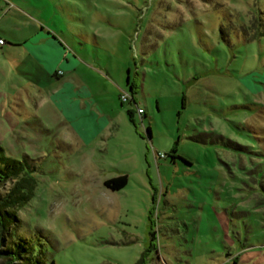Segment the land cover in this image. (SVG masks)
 I'll return each instance as SVG.
<instances>
[{
    "label": "rangeland",
    "instance_id": "374dc122",
    "mask_svg": "<svg viewBox=\"0 0 264 264\" xmlns=\"http://www.w3.org/2000/svg\"><path fill=\"white\" fill-rule=\"evenodd\" d=\"M256 5L264 11V0H0V15H25L0 16L22 39L0 45L11 126L1 123L0 145L32 179L15 244L43 264H264V38L245 40ZM30 20L84 42L87 54L61 59L77 69L58 80L23 53ZM129 76L138 90L122 103ZM57 101L73 124H91L89 139ZM121 175L126 187L105 185Z\"/></svg>",
    "mask_w": 264,
    "mask_h": 264
},
{
    "label": "trees",
    "instance_id": "16d2710c",
    "mask_svg": "<svg viewBox=\"0 0 264 264\" xmlns=\"http://www.w3.org/2000/svg\"><path fill=\"white\" fill-rule=\"evenodd\" d=\"M254 26L256 28L254 29L252 39H249L247 37L248 34L243 31L244 36L247 37V39L245 38L246 41L264 38V11H261V8L257 5L255 7ZM222 34L225 40L228 41V37L224 31ZM76 41L78 46L85 47L84 42H80L77 39ZM127 84L130 87V93L133 95L134 100V93L138 90V84L136 81L131 82L130 76L127 79ZM259 87L261 88V86ZM122 103L124 102L122 101ZM183 105L185 106V97H183ZM147 133L149 137H152L150 127L147 128ZM3 154L4 148L0 145V246H4L0 247V258L4 264H43L42 262L33 260V248L29 247L30 244L28 245L24 239L20 241L26 243L23 245H27V248L21 244H18L21 247L15 244L16 241H14L12 229L22 221L19 211L28 203L32 195V179L29 173L25 171V167L21 161L6 157ZM260 164L264 166V163ZM9 182L11 185L9 188H6V184ZM127 184V175L113 177L105 181V185L114 191L126 187ZM51 264H55L54 261Z\"/></svg>",
    "mask_w": 264,
    "mask_h": 264
},
{
    "label": "crops",
    "instance_id": "0c3cea01",
    "mask_svg": "<svg viewBox=\"0 0 264 264\" xmlns=\"http://www.w3.org/2000/svg\"><path fill=\"white\" fill-rule=\"evenodd\" d=\"M18 16L25 18V15L14 12L13 8H8L5 10L2 16V19L8 17V16ZM2 19L0 20V37L4 38L6 40V43L4 44H10V45H16L11 43L10 41H17L22 40L20 37H18L19 33V24L18 26L15 24L16 22L11 23H2ZM22 27V30L24 31V38L23 41L20 44L24 47V54L28 57H35L39 63L41 64L43 70L46 74L53 76L54 78L61 80V77L65 75L66 71H73L77 69L78 67L72 66H65V62L61 63V59H66L67 62H70V52L74 54L75 57L81 58L83 55L87 54V48L83 46H78V43L76 41V38L74 35L70 34V32L67 29H60V28H53V26L47 24L46 21L41 22L38 24L34 20H30L28 23H24ZM58 27V26H57ZM32 41V43H29V41ZM64 48H66L67 52H64ZM61 49V50H60ZM41 52H39V51ZM11 53V52H9ZM46 53L47 56L42 54ZM13 59H17L16 57ZM55 63H57L59 66L58 70H55ZM74 65V64H73ZM62 71V73H60ZM67 84H72L71 82H68ZM75 87L74 86H68L66 91L71 92L73 95L78 96L77 93L74 92ZM78 89H80V86H78ZM80 95L82 97V101L79 102L80 108H87L88 102L86 101V95L85 92L80 91ZM60 96V93L58 94ZM62 96V95H61ZM59 111L62 115H64V118L69 120V128H71L72 132L75 134L76 138L81 140L82 142L86 141V139H89V134L92 131L91 124L86 121H79L77 123H74L69 119V116L67 115L65 111V102H58ZM70 106V104H68ZM61 107V108H60ZM72 108V107H71ZM8 118L11 125L19 124L16 119H13L10 112H7ZM142 115V114H141ZM35 119H37V122L44 125L42 118L39 117V115H35ZM1 117V116H0ZM16 120V121H15ZM2 123V126L7 128H10L8 124H5V120L0 118V125ZM98 126L100 127V123H98Z\"/></svg>",
    "mask_w": 264,
    "mask_h": 264
},
{
    "label": "built area",
    "instance_id": "2783aa9c",
    "mask_svg": "<svg viewBox=\"0 0 264 264\" xmlns=\"http://www.w3.org/2000/svg\"><path fill=\"white\" fill-rule=\"evenodd\" d=\"M6 43V40L2 37H0V45H4ZM122 101L123 102H128L130 101L133 97L131 95V93L129 91H124L123 90V94L121 95ZM138 111L140 114L144 113V110L142 108H138ZM160 157H165V154L160 153L158 154Z\"/></svg>",
    "mask_w": 264,
    "mask_h": 264
}]
</instances>
